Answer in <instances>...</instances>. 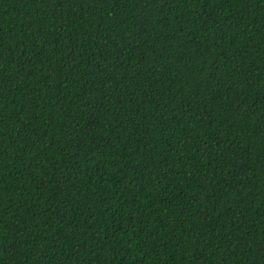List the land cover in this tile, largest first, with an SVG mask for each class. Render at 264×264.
Returning a JSON list of instances; mask_svg holds the SVG:
<instances>
[{
  "label": "trees",
  "instance_id": "16d2710c",
  "mask_svg": "<svg viewBox=\"0 0 264 264\" xmlns=\"http://www.w3.org/2000/svg\"><path fill=\"white\" fill-rule=\"evenodd\" d=\"M0 264H264V0H0Z\"/></svg>",
  "mask_w": 264,
  "mask_h": 264
}]
</instances>
